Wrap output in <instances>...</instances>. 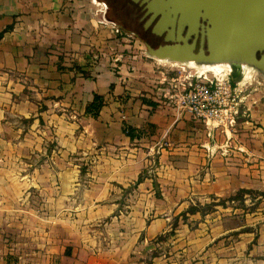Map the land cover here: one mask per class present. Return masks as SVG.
I'll list each match as a JSON object with an SVG mask.
<instances>
[{
	"label": "crops",
	"instance_id": "1",
	"mask_svg": "<svg viewBox=\"0 0 264 264\" xmlns=\"http://www.w3.org/2000/svg\"><path fill=\"white\" fill-rule=\"evenodd\" d=\"M116 29L94 0H0V264H264V96L205 124Z\"/></svg>",
	"mask_w": 264,
	"mask_h": 264
},
{
	"label": "rangeland",
	"instance_id": "2",
	"mask_svg": "<svg viewBox=\"0 0 264 264\" xmlns=\"http://www.w3.org/2000/svg\"><path fill=\"white\" fill-rule=\"evenodd\" d=\"M97 1L99 6L105 9L107 21L113 23L117 28L116 30H118L117 38L121 40L120 54L126 57L129 55L136 56L137 60L142 59L151 64L153 68L152 75L156 76L161 73L160 79H156L157 83L151 87L152 90L157 91V87H163L166 90L168 88L169 90L170 88L174 89V86L187 87L190 82L203 86H206V84L209 86L208 84L211 82V86L215 88L229 87L231 97L228 99L227 106L232 105L233 114L237 112L235 117L233 116L236 119L243 114L247 117L248 113L245 115L247 108L245 103L252 102L257 96H264V73L259 70L255 74H241V68L237 72L229 68L228 70L222 69L218 74L212 72L201 74L196 67L170 62L159 63L148 56V46L155 48L159 45L174 43H184L195 52L199 50L206 52L207 46L205 41L202 40L203 33H206V30L203 29L206 23L201 19H198L196 24L190 22L179 24L180 16H175L172 20L173 15L171 14L169 15L171 20H163L160 14H155L153 10H149L147 7V3L155 2V0H147V2L145 0ZM163 24L165 27L162 26ZM259 56L260 54H256V57ZM148 74L151 75V72H148ZM253 88H259L262 93H251ZM240 196L241 194H238L235 197L239 198ZM199 210L201 212L209 211V208L204 207ZM173 230L165 237L157 238L156 241L160 242L168 238L173 234Z\"/></svg>",
	"mask_w": 264,
	"mask_h": 264
},
{
	"label": "water",
	"instance_id": "3",
	"mask_svg": "<svg viewBox=\"0 0 264 264\" xmlns=\"http://www.w3.org/2000/svg\"><path fill=\"white\" fill-rule=\"evenodd\" d=\"M150 6L163 20L172 14V20L180 16L179 24L204 21L206 52L217 48L229 53L235 59L231 70L241 68L248 55L260 54L264 60V0H155Z\"/></svg>",
	"mask_w": 264,
	"mask_h": 264
},
{
	"label": "bare ground",
	"instance_id": "4",
	"mask_svg": "<svg viewBox=\"0 0 264 264\" xmlns=\"http://www.w3.org/2000/svg\"><path fill=\"white\" fill-rule=\"evenodd\" d=\"M185 45L184 43L182 45H160L155 48L148 46L147 54L159 63L170 62L196 67L201 74L215 70H228L229 65L235 62L229 53L217 48L210 49L207 54L200 50L196 57L190 58L188 54L191 52V47ZM258 70L264 73V60L259 57L248 55L241 62V74H255Z\"/></svg>",
	"mask_w": 264,
	"mask_h": 264
},
{
	"label": "built area",
	"instance_id": "5",
	"mask_svg": "<svg viewBox=\"0 0 264 264\" xmlns=\"http://www.w3.org/2000/svg\"><path fill=\"white\" fill-rule=\"evenodd\" d=\"M211 84L209 82V86L207 84L203 86L190 82L187 87L174 86L179 91L177 104L205 124L233 126L237 112L233 114L232 105L227 106L228 99L231 97L230 88H215Z\"/></svg>",
	"mask_w": 264,
	"mask_h": 264
},
{
	"label": "trees",
	"instance_id": "6",
	"mask_svg": "<svg viewBox=\"0 0 264 264\" xmlns=\"http://www.w3.org/2000/svg\"><path fill=\"white\" fill-rule=\"evenodd\" d=\"M234 77V76H233ZM232 77V78H233ZM104 100L102 97L95 95L93 98V101L86 107L85 113L93 118H96L99 114V111L101 110V107L103 106ZM125 133L126 136L129 138H134V131L128 128H125ZM216 205H224L223 201H219V203H217ZM215 206V205H209L207 206V208L210 209V207ZM200 211L199 208H191L188 212L193 214L195 212ZM201 212V211H200ZM204 212V211H202Z\"/></svg>",
	"mask_w": 264,
	"mask_h": 264
},
{
	"label": "flooded vegetation",
	"instance_id": "7",
	"mask_svg": "<svg viewBox=\"0 0 264 264\" xmlns=\"http://www.w3.org/2000/svg\"><path fill=\"white\" fill-rule=\"evenodd\" d=\"M95 1H97V0H94V2ZM146 2H147V0H145ZM98 2V1H97ZM152 3V2H151ZM147 7H148V9L150 10L152 7L150 6V3L148 4L147 3ZM174 44H178V43H174ZM183 43H181L180 45H182ZM170 45H173V44H170ZM160 46V45H159ZM153 48V47H152ZM200 51V50H199ZM199 51L198 52H195V51H193L192 50V48H191V52L188 54V56L190 57V58H193V57H196L198 54H199ZM205 52V51H204ZM205 54H207V52H205ZM222 70H215L214 72H212V73H214V74H218V73H220ZM234 72H237L238 70L237 69H234L233 70Z\"/></svg>",
	"mask_w": 264,
	"mask_h": 264
}]
</instances>
